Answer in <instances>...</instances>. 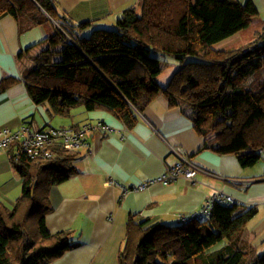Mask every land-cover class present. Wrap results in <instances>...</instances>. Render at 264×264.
I'll return each instance as SVG.
<instances>
[{
	"label": "trees",
	"instance_id": "obj_1",
	"mask_svg": "<svg viewBox=\"0 0 264 264\" xmlns=\"http://www.w3.org/2000/svg\"><path fill=\"white\" fill-rule=\"evenodd\" d=\"M7 15L21 33L51 23L50 17L61 28L20 57L31 61L22 72L29 96L52 117H69L80 107L107 109L130 129L164 96L205 139L199 153L235 155L243 168L264 163V32L238 49L215 48L258 18L251 1L140 0L114 28L88 36L81 33L93 23H72L53 0H0V16ZM159 57L181 65L166 87L158 82ZM87 125L94 128L79 151L55 146L52 157L31 158L18 141L7 150L22 191L13 207L0 200V264H52L76 247L75 231L52 234L47 217L54 210L52 188L79 174L75 162L90 134L108 128ZM256 214L217 203L206 220L174 226L130 216L119 264H238L245 256L243 233ZM253 264H264V254Z\"/></svg>",
	"mask_w": 264,
	"mask_h": 264
},
{
	"label": "crops",
	"instance_id": "obj_2",
	"mask_svg": "<svg viewBox=\"0 0 264 264\" xmlns=\"http://www.w3.org/2000/svg\"><path fill=\"white\" fill-rule=\"evenodd\" d=\"M139 1L53 0L57 13L72 23H93L81 33L84 36L95 29L114 28L125 10ZM239 1H251L259 13L253 23L264 25V0ZM50 19L49 24L21 33L13 17L0 16V128L17 131L27 123L41 129L98 123L108 127L105 132L90 134L89 147L75 162L79 174L51 190L54 210L47 217V228L52 234L74 230L77 244L52 264H119L130 216L179 225L218 191L233 197L235 203L246 209H257L243 233L241 247L245 256L238 263L253 264L264 254V165L243 168L235 155L211 150L199 153L205 139L179 108L169 106L164 96H158L143 114H138V122L130 129L107 109L88 112L80 107L69 117H52L47 105L38 106L29 96L22 72L31 61L20 58L26 50L55 34L58 24ZM237 36L215 48L226 49ZM163 139L184 147L194 163L224 179L199 174L195 181L158 182L177 163ZM230 179L256 182L243 191ZM21 182L8 151L0 150V198L15 195ZM145 184L146 189L137 190ZM224 245L225 242L216 249Z\"/></svg>",
	"mask_w": 264,
	"mask_h": 264
},
{
	"label": "built area",
	"instance_id": "obj_3",
	"mask_svg": "<svg viewBox=\"0 0 264 264\" xmlns=\"http://www.w3.org/2000/svg\"><path fill=\"white\" fill-rule=\"evenodd\" d=\"M57 27L61 30L59 25H57ZM92 128L94 127L87 125L81 130L62 128L41 129L35 124L30 126L23 124L17 131H13L9 128H0V150H8L12 143L18 141L21 142L22 147H24L31 158H50L52 157L51 148L55 146H62L68 151H79L86 148L87 144L84 137ZM164 141L170 149V152L177 158V163L169 167L166 173L158 179V182L170 184L180 179L195 181L196 176L199 174H206L214 178L224 179L194 163L191 160L190 154L184 147L175 146L166 140ZM230 181L243 191L247 190L256 182L255 179H230ZM152 183L153 182H151V184ZM147 185L148 184L140 185L137 190H144L147 188ZM217 203L234 204L235 199L226 195L223 191H218L208 199L201 209L186 218L184 222L206 220L210 217L212 209Z\"/></svg>",
	"mask_w": 264,
	"mask_h": 264
},
{
	"label": "rangeland",
	"instance_id": "obj_4",
	"mask_svg": "<svg viewBox=\"0 0 264 264\" xmlns=\"http://www.w3.org/2000/svg\"><path fill=\"white\" fill-rule=\"evenodd\" d=\"M264 25H261L260 23H252L250 27L243 30L239 33V36L235 38L232 43L226 47V49H238L241 48L251 42H254L257 40L258 35L262 34L264 32L263 30ZM160 60L163 62V73L158 78V82L161 86H165V84H168L173 74L180 68V63L175 62V60L171 58H165V57H159ZM196 61L195 58H189L186 62H192ZM260 71L264 74V65L261 67ZM259 73V71H258ZM60 119V118H57ZM261 165H264L263 162L259 163L257 167H261ZM19 179V177L17 178ZM22 191V182L21 187L16 191V194H8L6 195V199L0 200L5 203L8 207H13L16 202V198H18L21 195Z\"/></svg>",
	"mask_w": 264,
	"mask_h": 264
}]
</instances>
